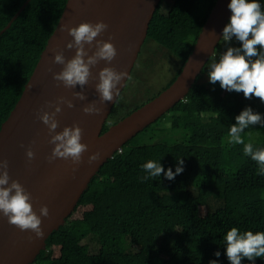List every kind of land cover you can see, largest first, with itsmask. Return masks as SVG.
I'll list each match as a JSON object with an SVG mask.
<instances>
[{
  "label": "trees",
  "instance_id": "trees-1",
  "mask_svg": "<svg viewBox=\"0 0 264 264\" xmlns=\"http://www.w3.org/2000/svg\"><path fill=\"white\" fill-rule=\"evenodd\" d=\"M25 1L0 0V32ZM66 2L30 0L0 34V129L20 99ZM215 2L161 0L158 5L147 38L179 60L176 77ZM257 2L264 12V0ZM157 16L165 18L164 26L154 24ZM229 46L241 44L235 37L230 43L221 39L209 62ZM205 72L204 67L183 100L100 168L75 211L50 234L46 248L30 264H210L212 260L230 264L223 239L227 231L236 227L241 233L264 232V175L258 174V163L244 154V145L229 143L228 135L246 107L264 119V103L224 90L219 82L203 81ZM164 119L169 129L180 132L176 140L155 141L159 133L169 134L163 128L151 133L154 141L135 140ZM108 128L106 122L103 131ZM241 136L254 150L264 148V127L250 125ZM180 159L184 171L174 180L163 173L143 179L149 175L142 167L148 161L175 173ZM182 181H191L192 186L178 185ZM204 200L216 205L205 215ZM205 219L208 224L202 225ZM242 264L252 262L245 258ZM255 264H264V258H257Z\"/></svg>",
  "mask_w": 264,
  "mask_h": 264
},
{
  "label": "water",
  "instance_id": "water-1",
  "mask_svg": "<svg viewBox=\"0 0 264 264\" xmlns=\"http://www.w3.org/2000/svg\"><path fill=\"white\" fill-rule=\"evenodd\" d=\"M29 1H25L0 34L11 25ZM160 2L161 0H67L58 24L50 35L20 99L0 129V159L9 162L10 177L18 180L32 194L31 202L37 215H40V208L44 205L48 206L50 215L41 217L44 236L36 238L31 230L21 231L10 225L7 217L0 213V264L33 263L46 248V240L50 234L59 229L75 211L79 200L100 168L117 151H121L122 146L137 133L183 100L215 54L223 37V28L230 21L231 11L228 4L231 0H216L181 72L174 82L155 98L106 131H103V128L113 110L115 99L103 105L98 103L97 106L104 109L102 114H85L84 106L92 101H99L96 84L99 83V72L104 67L127 71L131 76ZM100 21L108 24L109 28L96 39L108 41L110 36L114 37L110 42L115 45L117 56L111 63L101 60L92 66L89 83L83 89L79 85L75 89H68L62 83L58 87L53 79V72H60L63 65L52 63L53 49L63 51L66 60L73 58L76 51L67 49V43L74 38L63 30V26L74 27L82 22L95 24ZM85 47L89 48L87 44ZM94 51L95 47H92L89 54ZM49 67L53 72L48 71ZM127 80L125 78L124 86H120L121 92ZM81 90L87 96L84 101L74 99L72 95L73 91ZM61 96L73 100L75 107L68 108L66 104L62 106V112L56 117L59 121L56 132H61L66 126L79 124L83 129L81 143L88 145V151L83 154V162L75 173L70 159L57 158L53 163H48L46 157L51 154L54 145L48 143L51 137L47 126L37 119L38 111L47 101H56ZM45 110L55 109L45 107ZM29 146L35 152L31 163L26 156ZM96 152L100 153L101 159L90 165L88 158Z\"/></svg>",
  "mask_w": 264,
  "mask_h": 264
},
{
  "label": "clouds",
  "instance_id": "clouds-1",
  "mask_svg": "<svg viewBox=\"0 0 264 264\" xmlns=\"http://www.w3.org/2000/svg\"><path fill=\"white\" fill-rule=\"evenodd\" d=\"M231 11L229 23L223 28L222 39L230 43L235 37L241 47H227L218 62L210 65L208 72L209 82L215 85L219 82L220 87L229 92L243 93L246 99L259 98L264 103V12L261 11V4L257 0H231L228 4ZM109 25L103 21L95 24L82 22L79 26H63V30L74 39L67 43V49H75V55L67 59L63 51L53 49V64L63 65L60 72H53V79L59 87L62 83L65 88L75 89L78 85L83 89L91 76L90 69L101 60L111 63L117 56L115 45L110 42L114 37L110 36L108 41L96 38L107 31ZM89 48L86 49L85 45ZM257 46L262 49L258 51ZM92 47L95 51L89 54ZM255 58V59H253ZM125 78L130 79L127 71H117L113 67H104L99 72V83L96 84V92L99 94V101H92L83 107V112L88 115H100L104 111L98 107L99 104L118 102L121 94V87L124 86ZM74 99L84 101L87 99L85 93L73 91ZM74 108L73 100L67 97H58L56 101H47L45 106L37 113V119L47 126L51 139L49 144L54 145L51 154L46 157L48 163H53L57 158L71 160L73 173L78 170L83 162V154L88 151V145L81 143L83 129L79 124L66 126L61 132H56L59 126L57 115L62 112V106ZM55 109L54 111H46ZM236 123L232 124L229 131V143L244 145V154L251 157L260 166L258 174L264 175V148L254 150L252 143L245 144L241 133L250 125L264 127V119L260 113L254 112L251 107H246L235 117ZM35 144V141L32 142ZM23 147V145H21ZM29 163L35 158V152L29 146L26 152ZM101 155L96 152L89 156L88 163L99 162ZM178 165L175 173L172 168L165 172L164 167L159 163L148 161L142 165L149 174L143 177L144 180L160 177L163 173L168 180H174L176 175L184 171V160H177ZM9 162L0 159V213L7 217L10 225L21 231L35 233L36 238H43L44 231L41 227V217H49L50 212L47 205L40 208V215L33 210L32 194L18 181L13 180L9 175ZM31 239V236L29 237ZM226 242V256L230 264H242L246 258L255 264L257 258H264V232L246 231L241 233L236 227L227 231L223 237ZM221 253L217 251L216 257ZM210 264H218L217 260L210 261Z\"/></svg>",
  "mask_w": 264,
  "mask_h": 264
},
{
  "label": "rangeland",
  "instance_id": "rangeland-1",
  "mask_svg": "<svg viewBox=\"0 0 264 264\" xmlns=\"http://www.w3.org/2000/svg\"><path fill=\"white\" fill-rule=\"evenodd\" d=\"M154 24L164 26L165 18L163 16H157L154 19ZM218 50V49H216ZM220 56H216L206 64V72L202 78L203 81L208 80V72L210 65L214 62H218ZM254 59V58H253ZM179 68V60L174 57L170 51L165 47H162L155 40L147 38L142 45L141 51L134 64L131 72L130 79L127 80L125 87L123 88L118 102L115 103L111 114L107 119L108 127L113 126L120 120H122L128 113L133 112L137 108L155 98L166 86L176 77ZM160 128L168 129L167 135L159 133L154 140L174 141L180 134L179 131H172L169 129V124L166 119L160 121L157 126H154L152 130L146 134L139 136L137 141L139 142H151V133L159 130ZM153 140V141H154ZM178 185L192 186L191 181H182ZM216 205L212 201H205L201 205L202 214L205 215L209 210H212ZM80 212L79 210L77 213ZM76 213V214H77ZM208 219L203 220L202 225H207Z\"/></svg>",
  "mask_w": 264,
  "mask_h": 264
},
{
  "label": "bare ground",
  "instance_id": "bare-ground-1",
  "mask_svg": "<svg viewBox=\"0 0 264 264\" xmlns=\"http://www.w3.org/2000/svg\"><path fill=\"white\" fill-rule=\"evenodd\" d=\"M216 55V54H215ZM214 56V55H213Z\"/></svg>",
  "mask_w": 264,
  "mask_h": 264
}]
</instances>
